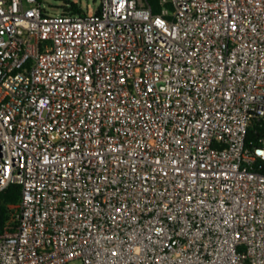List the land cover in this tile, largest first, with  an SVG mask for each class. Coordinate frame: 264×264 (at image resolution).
<instances>
[{
  "label": "built area",
  "instance_id": "obj_1",
  "mask_svg": "<svg viewBox=\"0 0 264 264\" xmlns=\"http://www.w3.org/2000/svg\"><path fill=\"white\" fill-rule=\"evenodd\" d=\"M66 8L0 0V264H264V0Z\"/></svg>",
  "mask_w": 264,
  "mask_h": 264
},
{
  "label": "trees",
  "instance_id": "obj_2",
  "mask_svg": "<svg viewBox=\"0 0 264 264\" xmlns=\"http://www.w3.org/2000/svg\"><path fill=\"white\" fill-rule=\"evenodd\" d=\"M158 0H148V2L155 6V11L158 12L157 8ZM77 10V9H76ZM254 135L253 129L249 133L251 139ZM21 200V186L12 184L8 188L0 192V233H2L8 226V223L12 219L14 214V207L20 203Z\"/></svg>",
  "mask_w": 264,
  "mask_h": 264
},
{
  "label": "rangeland",
  "instance_id": "obj_3",
  "mask_svg": "<svg viewBox=\"0 0 264 264\" xmlns=\"http://www.w3.org/2000/svg\"><path fill=\"white\" fill-rule=\"evenodd\" d=\"M43 7L50 15L62 14L66 8L67 0H40ZM79 9L89 15H94L101 7L102 0H70Z\"/></svg>",
  "mask_w": 264,
  "mask_h": 264
}]
</instances>
